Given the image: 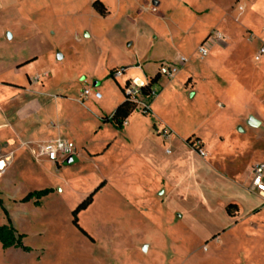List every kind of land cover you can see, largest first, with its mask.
<instances>
[{"label":"rangeland","instance_id":"rangeland-1","mask_svg":"<svg viewBox=\"0 0 264 264\" xmlns=\"http://www.w3.org/2000/svg\"><path fill=\"white\" fill-rule=\"evenodd\" d=\"M159 1L162 5L151 13L156 16L146 12L129 31L138 37L139 32L151 29L156 37L152 49L158 56L181 53L189 59L197 83L185 89L174 80L161 109L179 138L195 134L204 139L207 156L195 150L203 159L199 181L192 180L183 188L168 178L170 195L160 204L145 179L137 183L120 179L112 152L91 161L76 158L63 165L61 174L19 154L14 166L6 173L0 171L4 207L3 211L0 206V225L12 224L25 234L23 242L32 250L3 249L0 244V264H264V197L250 191L249 175L256 161L264 163V54L255 60L264 46V0L258 2L259 11L253 0H240L243 8L238 19L237 5L231 8L229 0H202L212 13L196 17L186 13L183 0ZM39 3V33L20 29L24 41L18 49L36 59L16 69L6 62L0 66V77L13 79L26 71L34 76L47 71V92L53 97L67 95L63 103L64 113L69 114L67 124H80L87 135L86 120L96 117L100 100L89 96L84 104L80 98L86 86L83 81L99 86L103 97L119 89L112 76L111 83H105L103 72L105 64L125 50L103 48L100 41L107 30L125 26L113 18L103 21L85 0ZM137 11L140 17L139 5ZM221 13L232 14L222 26L230 39L214 44L210 39L205 43L208 54L201 58L196 50L208 34L200 35L215 31ZM142 43L147 45L145 37ZM5 53L6 48L0 47V59ZM118 81L124 84L122 76ZM162 82L165 86L167 81ZM155 89H160L157 84ZM251 117L260 125H250ZM110 134L99 130L87 138L95 143ZM166 147L173 152L169 161L179 156L180 163L187 162L179 143ZM209 153L214 157L206 167ZM167 169L168 176L176 170L171 164ZM49 187L56 189L40 206L34 200L21 202L30 191ZM90 194L91 203L78 213L84 234L73 223L72 211ZM229 204L236 205L232 217L226 212Z\"/></svg>","mask_w":264,"mask_h":264},{"label":"crops","instance_id":"crops-1","mask_svg":"<svg viewBox=\"0 0 264 264\" xmlns=\"http://www.w3.org/2000/svg\"><path fill=\"white\" fill-rule=\"evenodd\" d=\"M94 1L96 0H85L88 6H91L93 12L102 17L103 21H111L113 18L118 20V25L125 26L121 28L127 29H124V31L121 28L109 29L106 32V37L100 41L103 48L117 46L125 50L122 56L112 59L107 65L105 64L103 72L105 83H111L108 80L111 70L123 72L124 84L129 78L134 77L150 80L151 77L158 74L159 66L162 63H175L180 55L186 57L181 53H176L174 56H158L152 49L155 43L153 39H156V37L153 38L154 32L151 29L146 28L143 32H139L138 37L129 31L130 26L134 25V22L144 19L142 17L146 12L153 16L152 14L158 11V8L162 5L159 0H98L106 7L107 12L105 15H101L96 11L93 6ZM201 1L183 0L185 5L183 8L190 17L195 15L209 16L212 13L210 5L201 3ZM214 1L216 3L219 2L218 0ZM242 1L247 2L248 0ZM258 2L259 0H253V7L257 11L260 10ZM233 3L237 5L239 10L236 17L238 19L242 16L240 12L243 6L240 0H229L231 8L234 7ZM39 4V0H0V47L6 48L5 57L0 59V66H4V63L7 62L10 67L16 69L36 59V57H25L18 49L19 45L24 41V34L20 32V29L24 31L28 29L30 32L39 33L42 20ZM137 5L143 11L140 17H138L140 13L137 11ZM48 16L49 18L51 17L50 14ZM227 17H232V14L223 15L221 13L218 16V23L214 27L215 31L223 34L224 43H227L230 39L229 33L224 31L222 27L223 24L228 23ZM213 33L205 30L200 36L208 35L199 45H205L209 41L207 38ZM86 34L90 36L89 32ZM144 37L147 39L146 47L142 43V38ZM212 47L214 46L212 45ZM225 48H228L227 44ZM196 53L199 55L197 50ZM186 58L187 62L180 66L179 72L173 78L169 79L158 74L156 84L160 89L150 104V113L144 114L136 110L128 117L122 129L116 128L110 121L103 122L101 119L104 116H111L118 104L124 99V93L120 87L121 84L118 78H115L119 85V89L117 88L116 92L106 97L101 96L100 99H95L92 96L93 99L96 101L100 100V102H98V108L95 112L96 117L88 116L86 120L85 130H88L87 135L83 133L84 129L82 130L80 124H67L69 114L67 115L63 111V103H65L67 95L57 94L53 97L47 92L44 83L45 79L50 77L47 71L43 75L36 74L35 76L26 71L13 79L0 77V158H4L5 164L2 172L6 173L14 166L18 155L23 154L29 156L33 161L40 162L46 168L49 167L51 169L52 167L55 174L63 173V165L66 164V160L54 163L45 157L37 156L41 146L51 140L63 138L73 141L76 148L77 146L81 147L80 149L77 148L74 160L82 158L86 161H91L94 158L105 157L112 152L113 157L119 163L116 171L122 174L120 179H134L136 180L135 183L139 182V179H145L148 182L146 186L151 188L150 194L156 195L159 203L163 204L170 195L166 189V180L171 178L173 183L183 188L186 183L192 180L199 181L198 171H200L203 160L196 155L195 149L186 143L189 136L179 138L178 130L164 119L163 110L161 109L166 103L169 87H173L171 83L174 80H178L181 85L184 84L185 89L189 86V83L192 85L197 83L189 69V59L188 57ZM158 61L159 63H157ZM37 76L40 77L39 80H36ZM163 79L167 81L165 86L162 82ZM86 81L89 86L92 85L99 90V86H96L95 83L90 80ZM80 98L83 101L86 100L83 94H81ZM84 104L87 105L86 101H84ZM75 127H77L79 132ZM164 129L169 132L167 138L163 136L162 131ZM99 130L108 131L111 134L102 137L95 143L87 138V136L94 137ZM112 135L113 139H111ZM191 136L199 138L197 142L206 150L205 141L202 137L195 134ZM174 143H179L181 155L184 159H187L186 163H180L181 158L179 156L169 161L168 156L172 155L173 152L166 146H173ZM209 154L210 157L205 160L206 167L211 162L208 160L214 157V154ZM184 159L182 160L184 161ZM257 163L263 162L256 161L251 166L249 174L251 175L250 191L254 194L257 193L251 190L252 169ZM169 164L173 165L176 170L168 176L167 166ZM169 173L171 172L169 171ZM103 182L106 183L107 180ZM49 188L56 189V187ZM181 194H185L184 189H182Z\"/></svg>","mask_w":264,"mask_h":264},{"label":"built area","instance_id":"built-area-1","mask_svg":"<svg viewBox=\"0 0 264 264\" xmlns=\"http://www.w3.org/2000/svg\"><path fill=\"white\" fill-rule=\"evenodd\" d=\"M241 8V7H240ZM207 39H212V42H217L219 40H224L222 33L215 31L213 34L209 35ZM197 52L201 57H204L208 54V48L206 45H199ZM264 54V46L259 48V51L255 55V60H260L261 56ZM187 62V58L184 56H178L175 63H162L159 66L158 74L166 78H173L180 69V66ZM123 75V72L116 70L114 72V78H119ZM40 77L37 76L36 80H39ZM149 82V79H141L139 77L129 78L125 82V91L128 95L131 96V99L137 104V110L141 111L144 114L150 113V104L151 99H154L157 95V90H151L148 97L142 95V88L145 87ZM86 86L83 89V97L87 98L93 96L95 99H100L102 94L100 91L88 84L86 80L83 81ZM164 138H167L169 135L168 130L164 129L162 131ZM199 143V142H198ZM169 152V150H167ZM200 156L206 157L207 153L199 147L197 150ZM77 153L76 145L73 141L63 138H57L47 142L44 146H41L39 152L37 153L38 157H45L48 160L58 163L65 161L68 157H74ZM3 169L0 168V171ZM251 190L256 192L259 196L264 197V163H257L253 166L252 169V183Z\"/></svg>","mask_w":264,"mask_h":264},{"label":"trees","instance_id":"trees-1","mask_svg":"<svg viewBox=\"0 0 264 264\" xmlns=\"http://www.w3.org/2000/svg\"><path fill=\"white\" fill-rule=\"evenodd\" d=\"M93 6L99 14L101 15L106 14L107 10L102 2L96 0L94 1ZM114 72L115 70H111L109 75L113 76ZM157 81H158V74L151 77L148 84L142 88V95L148 97L151 90L155 89V84L157 83ZM120 87L124 93L123 101L118 104V106L116 107L115 111L111 116H104L101 118L103 122H107V121L112 122L115 125V127L118 129H122L128 117L137 110V104L131 99V96L128 95L125 91V84L120 85ZM150 101L152 102L153 99H151ZM192 138H193L192 136L187 138L186 143L191 145V147L197 151L201 146V144L197 142L199 138H194L195 139L194 141H192ZM53 191H54L53 188L34 190L32 192H29L27 195H25L21 199V202H29L31 200H34V204L40 206L42 199L48 196L49 194H51ZM91 201H92V194H90L85 200L79 203L77 207L72 211L73 223L84 234H87V232L78 223V213L81 209L87 208L88 205L91 203ZM0 206L4 211V207L1 199H0ZM232 208H236V205L229 204L226 206V212L229 216H234L235 211L232 210ZM24 237L25 234L18 233L12 224L0 225V244L3 249L18 248L25 252H30L32 249L24 244L23 242Z\"/></svg>","mask_w":264,"mask_h":264},{"label":"water","instance_id":"water-1","mask_svg":"<svg viewBox=\"0 0 264 264\" xmlns=\"http://www.w3.org/2000/svg\"><path fill=\"white\" fill-rule=\"evenodd\" d=\"M249 124L250 125H252V126H259L260 125V122L259 121H257L255 118H253V117H251L250 119H249ZM239 130L241 131V132H243V130L241 129V128H239ZM74 162V157H68L67 159H66V163L67 164H71V163H73Z\"/></svg>","mask_w":264,"mask_h":264},{"label":"bare ground","instance_id":"bare-ground-1","mask_svg":"<svg viewBox=\"0 0 264 264\" xmlns=\"http://www.w3.org/2000/svg\"><path fill=\"white\" fill-rule=\"evenodd\" d=\"M0 168H2V169L5 168V164H4V162L0 163Z\"/></svg>","mask_w":264,"mask_h":264}]
</instances>
